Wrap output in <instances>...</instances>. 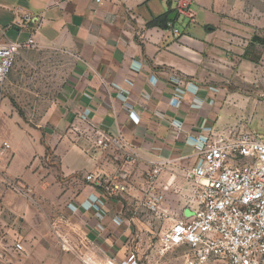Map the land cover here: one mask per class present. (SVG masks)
I'll return each mask as SVG.
<instances>
[{
	"label": "crops",
	"instance_id": "obj_1",
	"mask_svg": "<svg viewBox=\"0 0 264 264\" xmlns=\"http://www.w3.org/2000/svg\"><path fill=\"white\" fill-rule=\"evenodd\" d=\"M193 3L195 23L177 16L164 29L149 24L169 19L171 0H0V45L33 41L0 105V264H120L132 252L141 264H185L186 246L161 254L142 222L191 214L184 174L206 134L264 140V46L254 41L264 39V11L245 0ZM96 131L114 144L96 147ZM58 214L76 252L52 235Z\"/></svg>",
	"mask_w": 264,
	"mask_h": 264
},
{
	"label": "built area",
	"instance_id": "obj_2",
	"mask_svg": "<svg viewBox=\"0 0 264 264\" xmlns=\"http://www.w3.org/2000/svg\"><path fill=\"white\" fill-rule=\"evenodd\" d=\"M100 1V0H98ZM179 18L195 23L197 12L193 0H171ZM172 24H169V28ZM178 36V31L174 30ZM33 44L0 45V105L7 95V81L21 50ZM178 85L184 79L177 76ZM95 146L109 149L114 139L96 131ZM196 164L185 171L191 188L189 216L178 220L161 238L160 253L186 246L185 264H264V140L253 134L232 132L228 135L208 133ZM8 143L3 150H9ZM88 182L100 183L110 190L109 180L87 175ZM8 188L28 200L34 199L31 188L19 181L6 182ZM115 189L125 191L118 182ZM163 195L149 203L157 210ZM65 222H55L53 230L65 252H76L78 245L62 229ZM80 244L83 239L79 238ZM23 252L21 243L15 245ZM120 264H141L135 252Z\"/></svg>",
	"mask_w": 264,
	"mask_h": 264
},
{
	"label": "rangeland",
	"instance_id": "obj_3",
	"mask_svg": "<svg viewBox=\"0 0 264 264\" xmlns=\"http://www.w3.org/2000/svg\"><path fill=\"white\" fill-rule=\"evenodd\" d=\"M254 1H256V2H258V0H254ZM245 3H246V5H248V6H250V7H252L253 6V4H255V5H257V7L259 8V9H261V10H263L264 11V0H260L259 1V3H253V0H245ZM246 10H248L247 8H246ZM250 11H252V10H250ZM251 13V12H250ZM255 51V52H254ZM256 53V50H252V51H250V56L251 57H253L254 56V54ZM256 56V55H255ZM95 138H97L96 140H98L99 139V136L97 135V134H95V136H94ZM89 138H93V135L92 134H90V136H89ZM101 149V148H100ZM102 151H105V149H101ZM159 172V171H158ZM157 172L156 171H154V174H156ZM87 176V175H86ZM86 176H84L85 177V180H86ZM185 183L187 184V182L185 181ZM187 186H188V184H187ZM157 195H159V193H157V194H155L154 196H152L151 197V199L153 200V198L155 197V196H157ZM188 206L189 205H187V208H188ZM66 221H68V218H66L65 216H61L60 214H58V215H56V216H54L53 218H52V222H51V224H50V229L52 230L51 232H52V235H53V237L56 239V241H58V244H59V246H60V248H61V250H63L62 249V246H61V241H60V238L58 237V235H56V233H54L55 231L53 230V224L55 223V222H65V225H64V227L66 228L67 226V223L68 222H66ZM143 224H145L146 226L148 225V227H150V230L149 229H147V227L144 225V226H141V228H140V233L141 234H145V233H148L149 234V231L151 232L152 231V229H151V226H153V228H154V233L156 234V237H154V238H150V240L152 241V243H155V244H159V246H161V238H162V236L165 234V233H167L172 227H173V225L176 223V222H142ZM154 223H156V225H151V224H154ZM150 224V225H149ZM62 229H63V227H62ZM64 230V229H63ZM65 232H66V230H64ZM67 233V232H66ZM68 234V233H67ZM151 234V233H150ZM68 235H70V234H68ZM17 244V243H16ZM81 247H83V245L81 244ZM64 251V250H63ZM16 252L21 256L22 254H24L25 253V250L23 251V252H18L17 250H16Z\"/></svg>",
	"mask_w": 264,
	"mask_h": 264
},
{
	"label": "trees",
	"instance_id": "obj_4",
	"mask_svg": "<svg viewBox=\"0 0 264 264\" xmlns=\"http://www.w3.org/2000/svg\"><path fill=\"white\" fill-rule=\"evenodd\" d=\"M175 21L171 22L168 19V16L165 17H160V18H156L154 20H152L150 22V26H159L162 27L164 29H168L169 28V24H173ZM254 41L260 42L263 46H264V39H260V38H255Z\"/></svg>",
	"mask_w": 264,
	"mask_h": 264
},
{
	"label": "water",
	"instance_id": "obj_5",
	"mask_svg": "<svg viewBox=\"0 0 264 264\" xmlns=\"http://www.w3.org/2000/svg\"><path fill=\"white\" fill-rule=\"evenodd\" d=\"M178 14L177 12L175 11L174 13H172L170 16H169V20L170 21H175V19L177 18Z\"/></svg>",
	"mask_w": 264,
	"mask_h": 264
}]
</instances>
